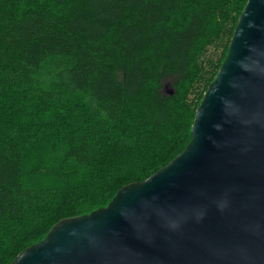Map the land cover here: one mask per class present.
Returning a JSON list of instances; mask_svg holds the SVG:
<instances>
[{
  "label": "trees",
  "instance_id": "16d2710c",
  "mask_svg": "<svg viewBox=\"0 0 264 264\" xmlns=\"http://www.w3.org/2000/svg\"><path fill=\"white\" fill-rule=\"evenodd\" d=\"M247 2L0 0V264L185 150Z\"/></svg>",
  "mask_w": 264,
  "mask_h": 264
},
{
  "label": "water",
  "instance_id": "95a60500",
  "mask_svg": "<svg viewBox=\"0 0 264 264\" xmlns=\"http://www.w3.org/2000/svg\"><path fill=\"white\" fill-rule=\"evenodd\" d=\"M12 264H264V0L241 13L185 150Z\"/></svg>",
  "mask_w": 264,
  "mask_h": 264
},
{
  "label": "rangeland",
  "instance_id": "374dc122",
  "mask_svg": "<svg viewBox=\"0 0 264 264\" xmlns=\"http://www.w3.org/2000/svg\"><path fill=\"white\" fill-rule=\"evenodd\" d=\"M170 91H171V86H169V87L166 86L165 89H164V92H165V93H168V92H170Z\"/></svg>",
  "mask_w": 264,
  "mask_h": 264
}]
</instances>
